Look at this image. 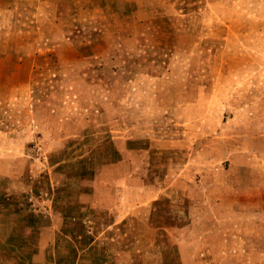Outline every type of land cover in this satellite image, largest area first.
I'll return each mask as SVG.
<instances>
[{
	"label": "rangeland",
	"instance_id": "rangeland-1",
	"mask_svg": "<svg viewBox=\"0 0 264 264\" xmlns=\"http://www.w3.org/2000/svg\"><path fill=\"white\" fill-rule=\"evenodd\" d=\"M0 264H264V0H0Z\"/></svg>",
	"mask_w": 264,
	"mask_h": 264
},
{
	"label": "crops",
	"instance_id": "crops-1",
	"mask_svg": "<svg viewBox=\"0 0 264 264\" xmlns=\"http://www.w3.org/2000/svg\"><path fill=\"white\" fill-rule=\"evenodd\" d=\"M10 205V204H9ZM13 205V204H12ZM14 210L13 211H17L16 210V207L15 208H13ZM21 219V221H26L27 223L29 222V227H31V228H34V227H37V224L35 223V219L31 216H29V217H27V216H24V218L22 217V218H20ZM34 220V221H33ZM88 243H89V246L92 244V241H87Z\"/></svg>",
	"mask_w": 264,
	"mask_h": 264
}]
</instances>
